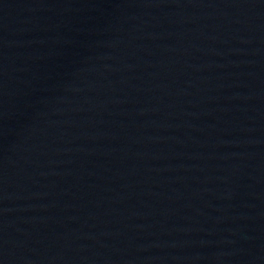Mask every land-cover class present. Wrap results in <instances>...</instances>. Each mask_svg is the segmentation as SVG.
I'll return each instance as SVG.
<instances>
[{"label":"water","instance_id":"1","mask_svg":"<svg viewBox=\"0 0 264 264\" xmlns=\"http://www.w3.org/2000/svg\"><path fill=\"white\" fill-rule=\"evenodd\" d=\"M0 264H264V0H0Z\"/></svg>","mask_w":264,"mask_h":264}]
</instances>
